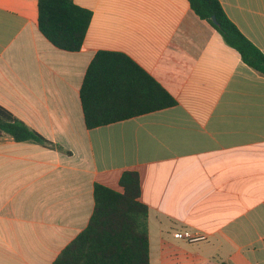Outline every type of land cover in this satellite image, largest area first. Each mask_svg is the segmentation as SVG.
Instances as JSON below:
<instances>
[{
  "label": "crops",
  "instance_id": "crops-1",
  "mask_svg": "<svg viewBox=\"0 0 264 264\" xmlns=\"http://www.w3.org/2000/svg\"><path fill=\"white\" fill-rule=\"evenodd\" d=\"M264 54V0H217ZM78 51L37 27V0H0V106L57 148L0 133V264H52L85 229L93 187L139 177L149 264H264V76L187 0H72ZM98 51L126 55L176 101L86 129L79 89ZM204 237L188 243L175 231Z\"/></svg>",
  "mask_w": 264,
  "mask_h": 264
},
{
  "label": "trees",
  "instance_id": "trees-1",
  "mask_svg": "<svg viewBox=\"0 0 264 264\" xmlns=\"http://www.w3.org/2000/svg\"><path fill=\"white\" fill-rule=\"evenodd\" d=\"M187 1L196 17L238 52L242 62L264 76V54L240 33L217 0ZM37 12L38 30L49 43L63 51L80 49L91 19L89 10L72 0H37ZM79 99L86 129L176 105L175 99L130 58L110 51H98L90 61ZM0 133L17 142L32 141L55 147L1 106ZM119 187L121 191L94 184L93 210L85 229L52 264H149L148 208L139 200L138 174L124 171Z\"/></svg>",
  "mask_w": 264,
  "mask_h": 264
},
{
  "label": "built area",
  "instance_id": "built-area-1",
  "mask_svg": "<svg viewBox=\"0 0 264 264\" xmlns=\"http://www.w3.org/2000/svg\"><path fill=\"white\" fill-rule=\"evenodd\" d=\"M173 237L178 240H183L188 243H196L204 239L203 236L198 234H192L188 231L182 230V231H175L173 233Z\"/></svg>",
  "mask_w": 264,
  "mask_h": 264
},
{
  "label": "water",
  "instance_id": "water-1",
  "mask_svg": "<svg viewBox=\"0 0 264 264\" xmlns=\"http://www.w3.org/2000/svg\"><path fill=\"white\" fill-rule=\"evenodd\" d=\"M212 21H213V23H216L214 17H212Z\"/></svg>",
  "mask_w": 264,
  "mask_h": 264
}]
</instances>
